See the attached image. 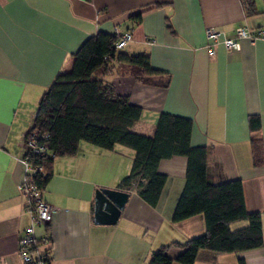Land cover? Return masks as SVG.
Returning <instances> with one entry per match:
<instances>
[{"label": "crops", "instance_id": "crops-1", "mask_svg": "<svg viewBox=\"0 0 264 264\" xmlns=\"http://www.w3.org/2000/svg\"><path fill=\"white\" fill-rule=\"evenodd\" d=\"M251 2L252 13L242 0H0V264H23L18 240L30 225L19 191L23 136L40 98L70 69L86 39L114 28L132 34L123 52L147 55L152 68L169 76L166 87L128 74L105 76L118 95L141 108L131 131L152 136L163 113L190 119V146L208 149L212 182L239 180L246 211L260 215L263 246L236 253L200 249L193 264H264V40H241L238 51L228 52L205 38L209 28L232 37L238 27H262L264 0ZM251 116L259 117L257 131L249 128ZM252 139L260 144L259 164ZM134 154L122 145L103 150L80 142L74 156L53 159L41 194L55 210L50 225L35 230L51 234L49 264H149L156 250L166 248L175 258L186 241L205 234L202 214L172 220L185 184L184 156L159 161L165 184L155 206L135 188L123 190L129 197L116 223L94 222L95 192L118 189Z\"/></svg>", "mask_w": 264, "mask_h": 264}, {"label": "trees", "instance_id": "trees-1", "mask_svg": "<svg viewBox=\"0 0 264 264\" xmlns=\"http://www.w3.org/2000/svg\"><path fill=\"white\" fill-rule=\"evenodd\" d=\"M242 1L252 13L251 0ZM114 43L115 36L106 33L86 39L72 54L70 69L59 73L41 96L31 128L47 135L44 141L53 157L30 158L33 165L42 166L46 173L33 177L38 188L43 190L47 185L53 159L74 156L80 142L103 150L122 145L135 154L130 172L120 181L118 189L135 188L141 199L155 206L165 184V176L157 172L159 161L184 156L185 184L172 220L178 222L202 214L206 232L186 241L175 258L167 255L166 248L156 250L149 264H193L200 249L236 253L263 246L260 215L246 211L241 182L214 184L207 165L208 149L190 146V119L163 113L152 136L131 131L140 120L141 108L118 95L105 76L128 74L138 82L160 87L168 85L169 76L152 68L147 55L127 54L115 49ZM248 123L251 131L260 127L257 116H251ZM251 147L255 163H261L259 142L252 139ZM239 221L248 224L232 230L230 225Z\"/></svg>", "mask_w": 264, "mask_h": 264}, {"label": "built area", "instance_id": "built-area-1", "mask_svg": "<svg viewBox=\"0 0 264 264\" xmlns=\"http://www.w3.org/2000/svg\"><path fill=\"white\" fill-rule=\"evenodd\" d=\"M112 35L115 36L114 47L117 50H122L132 39L130 32H122L117 28L113 29ZM205 38L211 42L212 46L221 45L228 52L238 51L241 40L250 42L257 39L264 40V25L256 31L238 27L232 37H226L221 32L209 28L205 31ZM208 52L212 54L213 49L210 47ZM46 138V134H42L34 128H30L23 136L25 147V155L22 159L24 177L19 184V191L25 198V212L30 217V225L18 240L17 254L23 264H48L46 249L51 242V234L45 231L41 235H37L35 230L39 227L47 228L50 225L55 208L43 200L41 190L33 179L36 175L44 176L46 174L44 168L33 165L30 160L33 156L53 157L48 144L44 141Z\"/></svg>", "mask_w": 264, "mask_h": 264}, {"label": "water", "instance_id": "water-1", "mask_svg": "<svg viewBox=\"0 0 264 264\" xmlns=\"http://www.w3.org/2000/svg\"><path fill=\"white\" fill-rule=\"evenodd\" d=\"M129 194L118 189L98 188L94 200V222L114 224L123 210Z\"/></svg>", "mask_w": 264, "mask_h": 264}]
</instances>
